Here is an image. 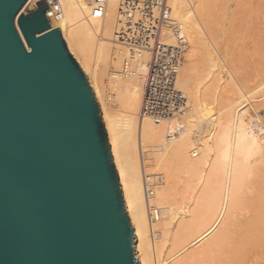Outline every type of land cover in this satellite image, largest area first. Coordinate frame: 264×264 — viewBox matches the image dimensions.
Returning a JSON list of instances; mask_svg holds the SVG:
<instances>
[{
  "label": "bare ground",
  "instance_id": "obj_1",
  "mask_svg": "<svg viewBox=\"0 0 264 264\" xmlns=\"http://www.w3.org/2000/svg\"><path fill=\"white\" fill-rule=\"evenodd\" d=\"M56 1L50 29L98 102L138 264H264V0H163L159 43L185 100L163 117L142 112L152 53L127 43L158 8Z\"/></svg>",
  "mask_w": 264,
  "mask_h": 264
},
{
  "label": "water",
  "instance_id": "obj_2",
  "mask_svg": "<svg viewBox=\"0 0 264 264\" xmlns=\"http://www.w3.org/2000/svg\"><path fill=\"white\" fill-rule=\"evenodd\" d=\"M25 2L0 0V264H138L92 88Z\"/></svg>",
  "mask_w": 264,
  "mask_h": 264
},
{
  "label": "built area",
  "instance_id": "obj_3",
  "mask_svg": "<svg viewBox=\"0 0 264 264\" xmlns=\"http://www.w3.org/2000/svg\"><path fill=\"white\" fill-rule=\"evenodd\" d=\"M46 17L52 7L56 8V0H44ZM104 0H93L95 9L101 12V3ZM128 1V0H127ZM148 4L158 8L160 15L149 18L148 25H154L145 28L142 23L138 24V33H132L128 36L127 43L132 47H142L152 53L148 60V70L144 84V93L142 99V112L151 115L167 116L169 109L180 107L185 103L179 91L174 87L173 74L175 72V59L172 58L168 48H164L159 43V34L161 28L167 20V7L163 0H150ZM48 19V18H47ZM154 22V23H152ZM161 47V49H160Z\"/></svg>",
  "mask_w": 264,
  "mask_h": 264
},
{
  "label": "rangeland",
  "instance_id": "obj_4",
  "mask_svg": "<svg viewBox=\"0 0 264 264\" xmlns=\"http://www.w3.org/2000/svg\"><path fill=\"white\" fill-rule=\"evenodd\" d=\"M211 1L214 5H218V7H220L221 9H224L225 12L227 10H230L229 8H231V5H232V0H209ZM221 2V3H220ZM229 7V8H228ZM30 11V10H29ZM221 15L219 14L218 17H220ZM248 54V53H247ZM249 55V54H248ZM247 55V57H248ZM264 90V89H263ZM264 93V92H263Z\"/></svg>",
  "mask_w": 264,
  "mask_h": 264
},
{
  "label": "snow or ice",
  "instance_id": "obj_5",
  "mask_svg": "<svg viewBox=\"0 0 264 264\" xmlns=\"http://www.w3.org/2000/svg\"><path fill=\"white\" fill-rule=\"evenodd\" d=\"M37 7H39V6H37ZM33 17L35 18V14H33ZM34 22H35V23H39V19H38V18H35V19H34Z\"/></svg>",
  "mask_w": 264,
  "mask_h": 264
}]
</instances>
